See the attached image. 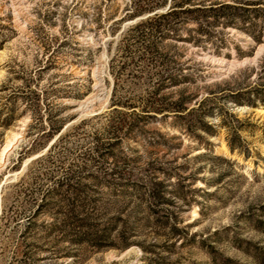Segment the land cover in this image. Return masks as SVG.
<instances>
[{
	"label": "rangeland",
	"instance_id": "obj_1",
	"mask_svg": "<svg viewBox=\"0 0 264 264\" xmlns=\"http://www.w3.org/2000/svg\"><path fill=\"white\" fill-rule=\"evenodd\" d=\"M132 2L0 0V264L20 249L31 264H264V40L231 24L198 33L189 19L141 42L148 23L131 26L168 2L129 15ZM148 42L153 52L138 56ZM161 72L188 77L156 95L193 94L196 105L206 94L211 127L186 129L172 110L137 104L117 113L133 125L108 131L113 86L141 103ZM72 169L86 223H53L67 206L57 198L32 215L48 176ZM85 225L102 246L69 241Z\"/></svg>",
	"mask_w": 264,
	"mask_h": 264
},
{
	"label": "trees",
	"instance_id": "obj_2",
	"mask_svg": "<svg viewBox=\"0 0 264 264\" xmlns=\"http://www.w3.org/2000/svg\"><path fill=\"white\" fill-rule=\"evenodd\" d=\"M167 2L168 6L164 10H156L151 14L146 15L141 20V22H136L131 26V28H137L140 27L142 23H148L146 28H140L138 30L136 35L138 40L144 42L142 35L146 30L163 34V31L172 30L174 28L173 23L189 19H192L196 22V31L198 33H205L208 35L210 34L209 27L213 25L231 24L248 32L257 42L264 40V0H133V6L129 11V15H135L147 9L153 10L159 6L165 5ZM152 19H159L161 21L155 22L153 24V22H151ZM123 38L121 39V43L117 44V46L120 47L119 50L123 52V55L127 56L129 61H132L133 56L129 53V42H127L126 38L124 41ZM152 52V43H144L138 56L144 57L147 56L146 54H150ZM187 77L188 76L186 74L182 73L179 75V77H175L169 73L161 72L158 76L156 88L153 91H150V93H148L147 96L141 100V103H135V101L123 97H116L114 95L113 86L110 94L109 108L105 110V113L110 116L106 123L107 130L112 133H116L119 132L124 126L133 125L132 121L127 120L125 117L118 116L117 113L124 112L122 110V106L134 107L137 104L140 105L141 110L146 112L149 110H172L175 116L173 122L185 127L186 129H196L198 127L210 128V122H207L204 119L205 114L209 111L203 109L204 107L202 108L204 101L207 99L206 94L197 100L196 105L188 104L193 94H182L173 101H167L156 95L159 87L167 83H180ZM251 92L254 93L253 89ZM238 95L239 90L232 91L229 94V96H231L234 101L242 100L237 97ZM133 109L134 108H131L132 111ZM139 113L145 114L143 112ZM81 122L82 120L79 122V124H81ZM108 144H110V142H108ZM106 146L107 145L104 141H101L99 138H95V142L92 147L96 150V154H102L103 148ZM49 155L50 154L45 153L40 157L42 159L48 160ZM86 155L87 157L94 159L89 152H87ZM83 166H85V163L81 164V167ZM71 171L72 172L70 173H66L54 178L53 176H48L50 177V180H52V183L44 188L39 201L36 199V195L33 196L36 201V207L34 208L32 215H35L37 211L42 210L50 203L55 204L56 202L52 200L53 198H57L59 202H66L67 206L65 207L63 204L58 205L60 206L58 207L59 209H57L59 219H57V222L53 221V223H86L85 220L89 216L83 214V209L77 208L75 206V202L78 199L80 200L79 191L81 188L78 180L75 179L74 169ZM38 176L39 175L36 173V175H32L31 178H33L34 181H37ZM33 191L34 188L30 186L27 194L32 195ZM152 196L155 197L153 193ZM83 225L84 224L81 226ZM26 228H28L27 231H29L34 227L32 225H26L24 231ZM67 233L71 235L69 241L72 243H79L89 240L96 246L103 245V243H98L92 239L91 236H96L97 233L95 229H91L90 227L86 226L83 227V229H80L76 228V226H72L70 229H68ZM61 250L62 249H59L56 252H72L71 250ZM19 252L20 256L18 257L17 261L12 264H31L26 259V251L20 249Z\"/></svg>",
	"mask_w": 264,
	"mask_h": 264
},
{
	"label": "bare ground",
	"instance_id": "obj_3",
	"mask_svg": "<svg viewBox=\"0 0 264 264\" xmlns=\"http://www.w3.org/2000/svg\"><path fill=\"white\" fill-rule=\"evenodd\" d=\"M22 1V0H21ZM16 2V1H15ZM19 2V1H18ZM17 3V2H16ZM18 7V6H17ZM19 8H20V6H19Z\"/></svg>",
	"mask_w": 264,
	"mask_h": 264
}]
</instances>
